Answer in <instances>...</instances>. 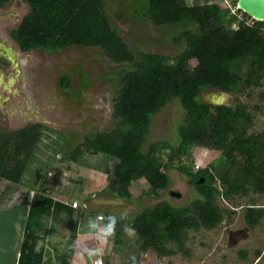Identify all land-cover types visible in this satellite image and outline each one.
I'll return each mask as SVG.
<instances>
[{
  "label": "trees",
  "instance_id": "16d2710c",
  "mask_svg": "<svg viewBox=\"0 0 264 264\" xmlns=\"http://www.w3.org/2000/svg\"><path fill=\"white\" fill-rule=\"evenodd\" d=\"M8 1L0 0V6ZM22 1L27 11L10 33L21 52L97 47L111 63L126 64L120 69V86L112 103L114 126L65 149L59 160L80 162L97 157L112 161V179L105 191L119 199L131 200L130 188L140 180L147 185L142 195L158 197L168 187L170 170L182 174L198 196L182 207L162 201L132 218L104 216L102 224L113 248L127 245L124 232L129 228L134 239L127 248L135 249L136 258L146 250L168 256L173 252L171 243L182 250L188 230L212 229L223 221L224 213L230 217L232 212L220 208L217 200L232 203L250 192L264 196V132L250 131L253 114L240 98L245 94L250 99L259 88L252 108L262 107L258 101L264 100V22L239 9V16L230 14L214 0H192L190 4L187 0H142L144 11L132 22L181 29L173 41L183 48L171 57L134 51L108 15L107 0ZM232 2L236 7V0ZM63 79L60 88L69 89ZM210 89L231 94L232 105L202 102L201 93ZM175 100L182 110L177 125L179 143L172 146L158 141L143 149L152 118ZM43 128L30 123L13 132H0V179L13 183L22 179ZM192 149L216 151L218 156L195 171L192 164L183 162ZM105 171L109 172L108 167ZM248 204L243 214L246 225L264 222V207L254 208L253 199ZM239 255L244 258L246 251ZM131 259L125 264H138ZM103 264L112 263L104 260Z\"/></svg>",
  "mask_w": 264,
  "mask_h": 264
},
{
  "label": "rangeland",
  "instance_id": "374dc122",
  "mask_svg": "<svg viewBox=\"0 0 264 264\" xmlns=\"http://www.w3.org/2000/svg\"><path fill=\"white\" fill-rule=\"evenodd\" d=\"M214 1L222 8L229 9L230 14H237V9L232 0ZM187 2L190 4L192 0H187ZM197 2L203 3V0H197ZM106 4L108 15L119 29L121 36L132 46L134 51L159 53L172 57L183 48V45L173 41L181 31L179 27H155L147 21L132 22V19L140 17L144 11L142 0H107ZM27 7L22 0H9L5 8L0 11L1 14L9 12L8 10L11 11L8 19H0V28L3 29L0 31L2 34L0 40L2 38L4 40L3 45L0 46V52L4 53L5 50L9 58V62H2L3 67L0 69V132H13L30 123H40L49 128L45 132H43L44 130L41 131V138L37 143L39 150L41 149L40 162L45 158L49 161L58 160V156H61L62 152H66L65 149L70 150L85 137L94 136L95 133L111 129L114 126L112 103L120 86L118 81L121 74L120 69L125 68L126 64L111 63L104 58L101 50L97 47L74 46L55 52L41 50H31L28 53L20 52L10 39L9 34L13 28L10 23L14 19V14L21 18L26 13ZM250 22L251 19H248V23ZM235 26L236 21L232 24L233 28ZM190 64L194 66L195 61H191ZM61 77L64 78V84L69 89H65V85L60 88ZM13 81L14 83H12ZM262 85L264 92V80ZM250 96V99H247L245 94L240 97L244 103L250 105L249 111L253 114V124L250 131L253 133L264 132V100L258 101L262 106L260 110L255 111L252 108L253 104L257 102L259 88H255ZM204 98L207 97L202 92L201 100ZM224 102L232 105L233 96L229 94ZM181 121L182 110L179 103L176 100L167 103L152 118L149 135L143 149H146L150 143L158 141H166L172 146H176L179 143L177 125ZM60 142L63 145L60 146ZM36 149L34 152L37 151ZM87 156L84 154L85 158ZM217 156L218 152L216 151L192 149L189 158L184 159L183 162L192 164L193 168L194 164L197 163L203 168ZM91 160L96 165L102 166L104 164L105 167H108L109 172L106 174L109 176L108 181L110 182L112 179V161L106 162L97 157H93ZM163 160L165 161L164 156ZM86 167L88 165H83V168ZM45 168L51 170L53 174L57 171V167L53 164H48ZM168 175V187L158 194V197L142 195V189H145L147 185L145 181L141 180V183L135 182L133 183L135 187L131 186L130 188L133 197H138L133 200V203L127 205L123 203L126 207L121 209L119 207H110L109 209L121 214L135 213L162 201H167L174 207H182L198 198L194 188L188 184L187 179L182 174L176 170H170ZM88 188L90 187L88 186ZM168 190L183 196L177 200L175 196L167 193ZM252 199L255 204L264 205V196H258L252 192L247 196L234 198L232 203L219 199L217 203L220 208L232 212L230 217L224 213L222 223L212 229L201 227L188 230L187 246L190 250V256L194 257L197 263L201 262L199 260L203 256V262H208L212 258L214 260H210V262L214 261V263L219 264L216 254L219 255L223 252L224 229L244 226V210ZM124 233L126 244L133 245L134 233L129 228ZM107 240H109L108 235ZM1 241L2 238L0 237ZM103 243L104 247L101 248L106 253L109 248L106 239L103 240ZM127 245L112 247L109 254H103L102 263H104L103 258L105 257V260H109L112 264H125L127 259L130 260L131 258L138 260V264H159L160 262H163L162 264H176L178 259H181L183 264H188L179 252L173 256L160 257L153 250H146L139 256L137 255L136 258L134 256L135 249H129L130 247L127 248ZM244 246L248 248L250 253L255 248L264 249V223L246 235ZM219 247L221 252L218 251ZM236 247L234 250L228 248L225 251L224 260L228 258L229 261H234L236 264H252L255 261L256 255L250 253L247 259L240 258L239 260ZM3 256L2 253L0 259H3ZM131 262L130 264H134ZM258 264H264V257L258 261Z\"/></svg>",
  "mask_w": 264,
  "mask_h": 264
},
{
  "label": "crops",
  "instance_id": "0c3cea01",
  "mask_svg": "<svg viewBox=\"0 0 264 264\" xmlns=\"http://www.w3.org/2000/svg\"><path fill=\"white\" fill-rule=\"evenodd\" d=\"M37 145L18 183L0 179V258L4 255L0 264H92L98 258L102 261L103 254L112 249L102 218H132L137 212L121 214L109 208L121 209L126 207L123 203H133L138 197L132 194L131 200H124L106 192V167L96 165L93 157L72 162L59 160L57 154L58 160L45 158L40 162L41 149ZM48 164L57 167L54 174L45 168ZM72 201L78 203L77 208L71 206ZM104 239L109 247L106 253L101 248Z\"/></svg>",
  "mask_w": 264,
  "mask_h": 264
},
{
  "label": "flooded vegetation",
  "instance_id": "af4514ba",
  "mask_svg": "<svg viewBox=\"0 0 264 264\" xmlns=\"http://www.w3.org/2000/svg\"><path fill=\"white\" fill-rule=\"evenodd\" d=\"M7 4H5V5H3V6H0V11L3 9V8H5V6H6ZM9 12H4L3 14H1V12H0V19H8L9 18V16L11 15V11L10 10H8ZM2 16V17H1ZM24 16V15H23ZM22 16V17H23ZM13 17H14V19H13V21L10 23V26H12L13 28H11L12 30H14L17 26H18V24H19V22L21 21V19H22V17L21 18H18L17 17V15L16 14H14L13 15ZM20 19V20H19ZM18 20H19V22H18ZM18 22V24H16ZM1 30H3V29H1L0 28V31ZM11 30V31H12ZM11 31H10V33H11ZM0 35H2L1 33H0ZM10 35V34H9ZM10 39H12L11 38V36H10ZM4 40H3V38H2V40H0V46H2L3 45V42ZM13 41V40H12ZM14 42V41H13ZM15 43V42H14ZM18 48V47H17ZM19 50V49H18ZM20 51V50H19ZM6 51L4 50V53H1L0 52V69H1V67H3V61H7V62H9V58L7 57V53H5ZM21 52V51H20ZM22 53H24V52H22ZM173 191H171V190H168V194L170 195V193H172ZM174 193H177V192H174ZM179 194V193H178ZM180 195V197L179 198H176L177 200H180L181 198H182V196L183 195H181V194H179ZM262 207H264V205H262V206H259L258 204H256L255 206H254V208H262ZM222 223V222H221ZM220 223V224H221ZM261 223H264V222H261ZM260 223V224H261ZM260 224H258V225H256V226H254V227H249L248 225H246V223L244 224V226L243 227H235V228H232V229H229V228H225L224 229V245H222L223 246V252H221V248L219 247L218 248V251L219 252H221V253H219V255H218V253L216 254V259H217V261H218V263L219 264H222V262H224V264H236L234 261H229V259L227 258V260H224L225 258H224V253H225V251L229 248V250H234V248L236 247V250H237V258L240 260V258L241 259H247L250 255H249V253H250V251L248 250V248H245V246H244V244H245V238H246V235H248L249 234V232L250 231H253L257 226H259ZM225 227H227V226H225ZM174 243H171L170 245H172V251L173 252H171L170 254H168V256H173V255H175L176 253H181L182 255V257L186 260V262H188V264H217V262L216 263H214V261H212V262H210V260H214V259H210L208 262H203V256L201 257V259L199 260V261H201L200 263H197L196 261V259L194 258V257H192V256H190V250H189V247L187 246V239H186V241L184 242V246H183V248H182V250H179L176 246H174L173 245ZM241 251H246V256L243 258L242 256H240L239 254H240V252ZM251 255H256V258H255V261L252 263V264H258V261H260V259L261 258H263L264 257V249H259V248H255L254 250H253V252L251 251V253H250ZM188 255V257H186ZM179 256V255H178ZM165 257H167V256H165ZM207 257V256H206ZM220 257V258H219ZM192 259H193V262H192ZM207 260H208V258H207ZM254 260V259H253ZM163 263V262H162ZM161 262L159 263V264H162ZM184 262L181 260V259H178V262H176V264H183ZM251 264V263H250Z\"/></svg>",
  "mask_w": 264,
  "mask_h": 264
},
{
  "label": "water",
  "instance_id": "95a60500",
  "mask_svg": "<svg viewBox=\"0 0 264 264\" xmlns=\"http://www.w3.org/2000/svg\"><path fill=\"white\" fill-rule=\"evenodd\" d=\"M236 6L241 12L247 14L251 19L264 22V0H236ZM203 95H206L207 98H204L201 101L206 104L212 106L228 105L224 102L225 98L229 95L228 93L210 89L203 91ZM201 181L202 180H200V182ZM170 195L175 196L176 198L180 197L178 193L174 192L170 193Z\"/></svg>",
  "mask_w": 264,
  "mask_h": 264
},
{
  "label": "built area",
  "instance_id": "2783aa9c",
  "mask_svg": "<svg viewBox=\"0 0 264 264\" xmlns=\"http://www.w3.org/2000/svg\"><path fill=\"white\" fill-rule=\"evenodd\" d=\"M200 168H201V166L199 164H197V163L194 164V170L195 171L198 170V169H200ZM77 205H78V203L76 201H72L71 202V206L73 208H77ZM92 264H103V263H102L101 259L98 258V259L94 260L92 262Z\"/></svg>",
  "mask_w": 264,
  "mask_h": 264
},
{
  "label": "clouds",
  "instance_id": "9594fccd",
  "mask_svg": "<svg viewBox=\"0 0 264 264\" xmlns=\"http://www.w3.org/2000/svg\"><path fill=\"white\" fill-rule=\"evenodd\" d=\"M236 9H238L237 6H236ZM112 219L114 220L115 218L113 217ZM111 231H112V228H109V232Z\"/></svg>",
  "mask_w": 264,
  "mask_h": 264
},
{
  "label": "bare ground",
  "instance_id": "6f19581e",
  "mask_svg": "<svg viewBox=\"0 0 264 264\" xmlns=\"http://www.w3.org/2000/svg\"><path fill=\"white\" fill-rule=\"evenodd\" d=\"M12 83H14V81Z\"/></svg>",
  "mask_w": 264,
  "mask_h": 264
}]
</instances>
